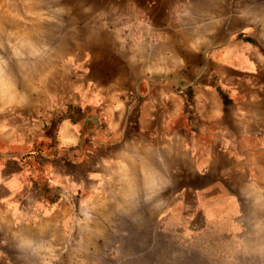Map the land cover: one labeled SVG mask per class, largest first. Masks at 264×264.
Listing matches in <instances>:
<instances>
[{
	"label": "clouds",
	"instance_id": "clouds-1",
	"mask_svg": "<svg viewBox=\"0 0 264 264\" xmlns=\"http://www.w3.org/2000/svg\"><path fill=\"white\" fill-rule=\"evenodd\" d=\"M222 2L226 7L204 8L196 0H174L168 21L159 27L133 0L123 10H101L97 19L112 33L121 62V71L106 83L88 75L87 38L74 41L75 47L56 46L47 25L32 42L10 34L0 38V152L16 149L25 157H16L24 167L16 173L21 183L15 189L9 185L12 177H0L8 190L0 196L4 264H13L5 246L17 250V264H89L81 254L102 232L93 209L101 197L119 210L170 203L164 216L198 235L190 230L195 213L179 215L186 206L184 190L175 191L176 177L185 157L206 171L217 144L232 159L214 185L238 205L231 220L241 214L243 201L252 200L250 186L264 194V134L250 131L255 109L264 103V0ZM46 9L41 19L61 26L67 9ZM110 13L115 16L111 27ZM225 22L231 27L221 35ZM189 54L202 58L191 78ZM70 105L72 115L78 107L83 116L73 125L79 142L69 155L73 163L90 166L79 175L51 165L37 172L27 163L33 144L43 141L45 155L68 150L58 142L48 147L44 125L57 119L58 141L57 130L72 119ZM34 180L47 185L46 195H32ZM85 209H92L88 216ZM205 217L209 225L242 230L231 220Z\"/></svg>",
	"mask_w": 264,
	"mask_h": 264
},
{
	"label": "crops",
	"instance_id": "crops-1",
	"mask_svg": "<svg viewBox=\"0 0 264 264\" xmlns=\"http://www.w3.org/2000/svg\"><path fill=\"white\" fill-rule=\"evenodd\" d=\"M133 2L135 3L137 9L145 13L153 23L155 22L154 25L159 27L167 22L169 18L167 10L172 7L174 0H133ZM196 2L201 7L205 6L204 8L226 7V2H222V0H196ZM209 3H213L214 5H210ZM127 4L128 0H117L115 6L118 9L123 10V7L125 8ZM108 22L109 27H111L113 21ZM229 27H231V25L225 22V25L220 29V34L224 35ZM103 31H107L106 33L109 32V39H105V36L99 37L100 39L103 38L101 40H99L98 37L89 38L93 43L87 39L88 47H90L92 52V59L89 61L91 71L88 75L92 79H95L101 83H106L107 81L115 78L117 73L121 71V62L115 55L112 33L108 29ZM103 31L102 33L105 35L106 33ZM107 40H109V43ZM88 41H90V43ZM107 43L108 45H106ZM104 44L109 47L107 48ZM97 52H99L101 55ZM188 59L189 67L186 72L188 73L189 78H191V76L194 74L195 68L199 65L202 58L198 54H189ZM96 63L97 65L95 66ZM113 72L114 74H112ZM261 78H264V74H262ZM187 91L189 99H191L193 95V89L189 87ZM86 107L90 108L92 106L87 105ZM69 109V114L72 115V106H69ZM255 111L256 118L250 125V131L257 134H264V103L258 105ZM74 112L75 114L72 115L73 120L68 118V122L62 125V129L57 130L58 141L56 139L57 119H52L51 126L47 124L44 125V134L51 138V143H49L48 147H54L58 142L64 145V147L68 150H65L63 153H47V155H45L46 148L42 146L44 143L43 141L40 142V145L33 144L32 153L27 154L31 156V160H28L27 163L34 164L36 166L37 172H39L42 167L51 165L53 168L59 169L63 172L79 175L83 174L84 171L90 166L88 161H84L82 163H73V160L69 155L75 144L79 142V135L77 134V131L73 125L78 124L79 122L77 119L83 116V113L80 112L78 107L75 108ZM33 115H35V113H33ZM118 117L119 110L117 109L113 113V118L117 119ZM85 122H87V118H85ZM99 122L100 121L98 118V123ZM107 123L108 122L106 120L103 121L105 128L107 127ZM233 128L234 131L239 132L237 127L233 126ZM87 142V140L84 141V143ZM17 156H20L21 159L25 158L24 156H21V153L16 149H9L7 153L0 152V177H12V179L9 180V185L12 189H15L17 184L21 183V181L17 180L15 177L16 173L22 171L24 167V165L21 163V159L16 158ZM231 164L232 159L227 155V153L220 149L219 144L213 146V160L208 169L204 172H201L195 167V163L192 159L185 157L180 162V172L176 177L177 184L175 191H180L181 189L184 190V204L186 207L184 211L179 213V215L183 217L195 213L196 221L194 224H190V230L192 233H198V235H189L186 233L185 228L182 229L179 227H174L171 232H157V239H154L151 244L142 243L141 245L133 244L132 240H130L131 237L123 236L118 239L119 232H105L106 234L101 232V236H99V234L94 235V247L97 249V256L99 257L97 264H264V232H262L264 226V194L260 193L255 185L250 186L249 193L253 201L250 199L243 201L241 204V214L239 216L233 217V220H231L232 214L238 210V205L232 202L230 195L226 194L223 189L219 188L218 186L214 187V185H217L218 181L222 180V170L229 167ZM156 185L157 182L153 184V188H155ZM7 191V188H5L2 183H0V196L5 195ZM31 193L35 197L46 195L48 193L47 185H41L38 181L34 180ZM196 193L199 194L197 199ZM177 199H179V197H177ZM100 201H107V199L101 197L98 202ZM98 202L94 203V205L97 206ZM201 202H203L205 206L202 209H198L196 205L197 203ZM165 207H171V204L165 202L163 207L159 209V215L161 219L162 217L168 218L163 214V208ZM148 210H150L149 207L141 208L143 219H145L146 216L150 214V212H147ZM205 215L209 220L215 221L216 223H224L226 220H231L233 228H237L240 225L243 229H246L247 227L256 228L258 229V232H235V230H228L229 232H197L199 229V227L196 225L198 217L201 218V223L206 227V229L220 228V230H227L222 224L209 225ZM251 222L254 223L251 224ZM256 222H258V225ZM173 223L174 226L179 225L175 221H173ZM120 233L123 234V232ZM130 233L131 232H125V234L128 235ZM198 236L225 238L235 236L245 238L253 237L254 243L248 246V252L253 254V260L246 261L244 260L245 256H242L243 260L238 257L239 260H212L209 262L206 260L199 261L197 259L198 245L196 243ZM109 239L111 240L109 241ZM165 245H168L171 247V249L167 248L164 252L173 253V257L169 255L167 259L163 258V251L160 247ZM237 246L240 247L241 254H244L245 247H247L246 244L240 246L239 241ZM183 248L189 250V260H182L180 253H182ZM241 249H243V251H241ZM5 250L11 256L13 264H17V250L8 248L7 246H5ZM175 253H177L179 256L176 257ZM5 259L6 258L0 257V264H4Z\"/></svg>",
	"mask_w": 264,
	"mask_h": 264
},
{
	"label": "rangeland",
	"instance_id": "rangeland-1",
	"mask_svg": "<svg viewBox=\"0 0 264 264\" xmlns=\"http://www.w3.org/2000/svg\"><path fill=\"white\" fill-rule=\"evenodd\" d=\"M96 1H99V2H97L98 5H96V7H94V5H92V4H94V2H96ZM96 1L95 0H79V1L77 0V2H79L78 4L76 2V4L78 5V9H76V7H75L76 4L73 5L72 3L65 6V9H67V11L61 14V19H62L63 23L66 24V25H64L62 23V26L64 25L63 29H67V31L71 32L74 30L76 25H78V26L80 25L81 27H85L89 23V25L92 26L95 24L96 21H97V24L100 26V21L96 17L97 14L101 10L109 9L110 7H116L115 4H116L117 0H96ZM99 6H101V7H99ZM69 16L71 17L70 20H69V18H70ZM73 16H75V17L73 18ZM65 17H66V20H65ZM92 17H95V18L93 19ZM76 18H77V20H76ZM67 19L69 20V22L71 20L72 21L74 20V22L75 21L76 22L74 24L72 23V21L70 23H67L68 22ZM107 19H108V21H113L115 19L114 14L110 13L109 16L107 17ZM71 23L74 26L70 25ZM62 26H60V27L54 26L53 27V29L55 28L54 33L57 34V38H58V34L60 35L61 32L64 31L61 28ZM57 28H58V30H57ZM53 36H56V35L54 34ZM53 36H52V38H56ZM53 40H52V42H53ZM55 41L58 42L56 39H55ZM54 45H55V43H54ZM66 45H72L73 47H75L74 40L67 42L64 46H66ZM162 207H163V205H162ZM93 209L96 210L95 215H96V218L98 221V225H101L102 232H119L118 239H120V237H123V236L131 237L130 240H132L133 244H141V245H142V243L151 244L154 239H157V232H171V230L174 227H177V228L179 227V228L184 229L182 224L174 226L173 220H170V219L164 218V217H162V219H161V217L159 215V209H151L150 208L151 209L150 214L148 216H146L145 219H143L142 212L140 211L141 207L128 208L127 213H126V210H123V214H122V212H121L122 210H121L114 217H112V216L110 217L109 215L101 214L98 210V205L97 206L94 205ZM135 210H137V211H135ZM90 211H92V209H85L84 215L88 216ZM128 214H129V216H128ZM104 217H105V219H107V221L104 220ZM109 219H111V220H109ZM247 220H251V219H247ZM111 221H113V222L111 223ZM201 222H202L201 218L198 217L196 225L199 227V229L197 232H201L202 229H203V232H229L228 230H220V228H218V229H215V228L214 229H212V228L206 229V227ZM253 223L254 222H251V224H253ZM120 224H122V225H120ZM256 224L258 225V222H256ZM201 225H203V226H201ZM120 232H123V234H121ZM125 232H128V233L131 232V233L128 235V234H125ZM235 232H258V229L247 227L246 229L242 228L241 231H235ZM262 232H264V226H263ZM92 238H93L92 243L88 245L87 251L84 252V255H83V253L81 255L84 256L89 261V264H97L99 261V257L97 256V249L94 247V242H95L94 235L92 236ZM143 240H144V242H143ZM239 241H240V246H243V244H246V246H247V247H245L244 254H241L240 247L237 246V244H239ZM196 243L198 245L197 246V259L199 261L206 260L209 262L212 260L213 261L239 260L238 257H240V259L243 260L242 256H245L244 260H246V261L253 260V257H252L253 254L248 252V250H249L248 246H250L254 243L253 237H246L245 238V237L235 236V237L225 238V237L198 236ZM160 248H162V251H163V254H162L163 258L167 259L169 255L171 257L174 256L173 253L168 252L169 253L168 254L167 252H164L167 248L171 249V247H169L168 245L162 246ZM241 251H243V249H241ZM180 255H181L182 260H189L190 253H189L188 249L183 248L182 253H180ZM175 256L178 257L179 255L177 253H175Z\"/></svg>",
	"mask_w": 264,
	"mask_h": 264
},
{
	"label": "bare ground",
	"instance_id": "bare-ground-1",
	"mask_svg": "<svg viewBox=\"0 0 264 264\" xmlns=\"http://www.w3.org/2000/svg\"><path fill=\"white\" fill-rule=\"evenodd\" d=\"M73 1V2H72ZM79 1V0H78ZM96 1V0H95ZM125 1V0H124ZM156 1V0H155ZM160 1V0H159ZM200 1V0H199ZM210 1V0H209ZM77 0H0V38L5 37L6 34H10L12 36L13 39H25L27 38L28 42H32L35 39H38L39 35L43 32V30L45 29L46 25L47 27L50 29L49 32V38L50 39H54L53 40V44L55 43L56 46H64L67 42L71 41V40H84L85 38L89 39V38H94V37H98L99 40L103 39V38H99V37H104L105 39H109V32L106 33L107 31H103L105 30L104 28H102L101 26H99L97 24V21L95 22L94 25H86L85 27H81L80 25H76L73 31H67V29H63V26L66 25L64 24L61 28L64 30L61 32V34H58V38H57V34L54 33V29L53 27L55 26L54 23L52 22H48L44 19H41V17L45 14V12L47 11V7L51 6L53 8L55 7H63L65 8V6L69 5L70 3H72L73 5L76 4ZM99 1L94 2V7H96V5H98ZM122 2V1H120ZM207 2V1H206ZM215 2V1H213ZM79 2H77L78 4ZM93 3V2H92ZM75 5L76 9H78V5ZM85 4V3H84ZM90 4V3H89ZM154 4V3H153ZM170 4V3H169ZM210 4V3H209ZM213 4V3H211ZM210 4V5H211ZM91 5V6H92ZM102 5V4H101ZM205 5V4H204ZM214 5V4H213ZM121 6V5H120ZM155 6V5H154ZM161 6V5H160ZM218 6V5H217ZM88 7V6H87ZM93 7V6H92ZM101 7V6H99ZM103 7V6H102ZM205 7V6H204ZM209 7V5H208ZM71 8V7H70ZM160 8V7H159ZM158 8V9H159ZM215 8V7H214ZM124 9V7H123ZM154 9V8H153ZM150 10V9H149ZM73 11V10H72ZM83 11V10H82ZM168 11V10H167ZM71 12V11H70ZM85 12V11H84ZM74 14V13H73ZM89 15V14H88ZM93 16V15H92ZM70 17V16H69ZM75 16H73L74 18ZM97 17V16H96ZM87 18V17H86ZM93 19L95 17H92ZM166 18V17H165ZM168 18V17H167ZM71 19V17L69 18V20ZM169 19V18H168ZM66 20V17H65ZM69 20L67 19V23H70ZM77 20V18H76ZM164 20V19H163ZM158 21V20H157ZM162 21V20H161ZM166 21V20H165ZM168 21V20H167ZM76 22V21H75ZM74 20L72 21V23H75ZM160 22V21H159ZM66 23V22H65ZM70 25H73V24ZM155 23V22H154ZM91 24V23H90ZM74 26V25H73ZM162 26V25H161ZM60 27V26H59ZM58 30V28H57ZM105 32L106 34L104 35L102 33V31ZM70 32V33H69ZM56 36H53V35ZM56 37V38H52ZM55 39L58 41L56 42ZM104 39V41H105ZM112 39V38H111ZM90 40V39H89ZM91 41V40H90ZM90 41H88L90 43ZM109 43V40H107ZM92 42V41H91ZM57 43V44H56ZM93 43V42H92ZM105 43V42H104ZM108 43L106 45H108ZM111 44V43H110ZM105 45V44H104ZM105 45V46H106ZM107 47V46H106ZM109 47V46H108ZM107 47V48H108ZM104 48V47H103ZM104 51V50H103ZM0 52H2V50H0ZM99 53V52H97ZM100 54V53H99ZM98 54V55H99ZM104 54V53H103ZM101 55V54H100ZM94 57V56H93ZM108 57V55H107ZM117 57V56H116ZM106 58V57H105ZM104 59V58H102ZM119 59V58H118ZM95 60V59H94ZM93 61V60H92ZM111 62V61H110ZM114 62V61H113ZM116 62V61H115ZM101 63V62H100ZM109 63V62H108ZM119 63V62H118ZM92 64V63H91ZM113 64V63H112ZM97 65V63L95 64V66ZM114 65V64H113ZM112 65V66H113ZM116 65V64H115ZM120 65V64H119ZM93 66V65H92ZM96 68V67H95ZM91 69V68H90ZM113 69V68H112ZM115 70V69H114ZM113 70V71H114ZM101 72V71H100ZM102 73V72H101ZM114 74V72L112 73ZM93 77V76H92ZM105 78V77H104ZM106 82V81H105ZM2 83V82H0ZM104 83V82H103ZM259 112V111H258ZM261 113V112H260ZM69 129V128H68ZM156 181H153V184H155ZM154 187V186H153ZM142 208V207H141ZM135 209V208H134ZM152 209V208H151ZM150 209V210H151ZM98 210L101 214L104 215H109L110 217H114L116 216L121 210L116 209L115 206L112 203H109V201H100L98 202ZM138 210V209H137ZM135 210V211H137ZM150 210H148L147 212H150ZM141 211V210H140ZM139 211V212H140ZM144 211V210H142ZM123 214V210L121 211ZM129 212V211H128ZM125 213V212H124ZM127 213V210H126ZM125 213V214H126ZM148 214V213H147ZM121 216V215H120ZM129 216V214H128ZM106 217V216H105ZM104 220L107 221V219ZM108 218V217H107ZM151 218V217H150ZM115 219V218H114ZM111 220V219H109ZM113 220V219H112ZM115 221V220H114ZM117 221V220H116ZM113 221H111L112 223ZM100 224V223H99ZM108 224V223H107ZM143 224V223H142ZM122 225V224H120ZM98 227L101 228V225H98ZM103 227V226H102ZM117 227V226H116ZM114 231V230H113ZM105 233V232H104ZM103 233V235H104ZM106 234V233H105ZM102 235V236H103ZM99 236H101L99 234ZM109 236V235H108ZM103 238V237H102ZM93 239V238H91ZM111 239H109L110 241ZM94 241V240H93ZM84 254V253H83ZM104 254V253H103ZM88 255V254H87Z\"/></svg>",
	"mask_w": 264,
	"mask_h": 264
}]
</instances>
